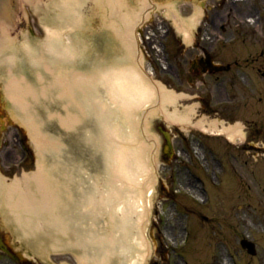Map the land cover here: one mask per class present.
<instances>
[{
    "label": "rangeland",
    "instance_id": "374dc122",
    "mask_svg": "<svg viewBox=\"0 0 264 264\" xmlns=\"http://www.w3.org/2000/svg\"><path fill=\"white\" fill-rule=\"evenodd\" d=\"M62 1L22 0L17 21L14 27L8 29L9 37L17 44L24 41L42 44L48 35L47 28L57 29L62 36V42L68 43L73 40L78 44L85 40L89 47L92 46L86 56L92 61L94 56L102 54L106 45L111 43L112 35H108V30H105V35L108 36L104 41L103 37L93 36V31H84L82 36L72 34L70 27L66 26L67 20L60 19L59 13L57 14L62 8L59 10L56 4H53ZM136 1L129 0L131 5ZM143 1L145 0L140 2ZM156 1L159 5L154 10L153 17L146 18L140 26L141 48L146 49L148 53V56L146 53L143 58L150 61L155 79L166 89L174 91L177 96L187 94L177 97L176 104L181 110L185 106L190 107L194 111L193 121L205 117L221 120L225 122L224 124L241 122L245 140L233 143L221 134L206 133L191 126L183 128L178 123L166 121L163 116L156 113L152 118L153 124L146 126L144 114L147 115L149 110L147 106L149 103L152 105V102L144 106L137 120V136L141 138L132 142H137L140 146H144L145 143L151 144L152 148L145 147L142 160L135 164L133 171L135 175L131 178L135 181L133 182L136 183V187L143 184L147 176L153 179V186L146 189V193L152 199L146 234L153 242L146 264H185L184 259L188 260L189 264H264V32H259L249 24L247 22L249 18L245 15L241 17L236 13L237 7L244 11L243 0H220V3L211 1L210 3L215 4L214 7L211 9L207 7L205 16L198 21L202 27L211 31L203 33L201 39L222 41L225 45L218 49L217 58L223 66H226V63L230 66L216 72L211 78L200 80L202 84L206 83L200 86L205 90H200L192 83L189 85L187 83L189 81H182L175 73L180 71L179 65L189 69L190 62L173 63L177 70L172 65V74L169 71H160L159 64L155 62L154 52L157 49L151 44L162 38L161 34L164 33L163 29L166 26L173 25L169 17L164 15V4L170 0ZM194 1L181 2L183 16L193 15L192 7L195 4L186 3ZM211 12L212 15L215 13L219 15L214 22L210 18ZM213 23L223 24L226 28L212 27ZM90 25L94 29L100 28L98 17ZM153 25L157 29L155 33L151 29ZM230 31L233 33V41L227 43L224 40L228 38ZM194 34L198 37L199 31ZM86 36H90L89 40ZM86 58H75L72 64L62 63L52 71L45 70L42 72V80L34 78L28 71L27 79L38 86L44 83L50 86L51 82L54 84V78L49 74L51 72L53 76L67 73V79L60 82L61 80L56 78L57 85L49 87L52 92L42 90L44 92L40 94L42 104L32 106L33 110H29V114L26 111L24 113L29 118L36 117L42 135L63 137L62 141L67 145L62 147L65 150L63 156L66 157L67 168L76 166L81 182L94 184L98 181L102 184L103 159L102 155L94 156L96 151L91 146V138H88L93 120L90 126L85 122L82 104V94L88 85L93 88V84L88 81L75 88L78 106L74 101L73 103L70 101L66 91L70 75L77 77L84 72L87 77L85 69L79 65L82 61L89 63ZM100 90L99 84L96 87L98 94ZM102 91L104 92L103 87ZM197 93L202 95L201 100L198 99ZM224 97L229 100L222 99L219 106L216 100ZM92 98L97 97L93 95ZM167 108L173 109L171 105ZM77 116L79 120L72 124L73 128L65 131L59 119L73 120ZM158 125L168 130L172 136L173 149L169 156L165 155L166 140ZM29 132L30 130L26 129L9 108L0 82V174L6 182L14 181L24 173L29 174L37 169V155ZM19 133L24 135L29 150L24 162ZM46 155L47 159L52 158L48 159L49 161H54L52 153L46 152ZM152 156L156 161L153 166L150 164ZM87 157H90L89 163L86 161ZM62 177L66 175L63 174ZM121 178H112L111 182L113 180L120 185ZM188 179L192 184L187 181ZM203 180L205 185L202 183ZM108 181L109 179L105 180V185H108ZM127 181L124 179L122 182L123 201L137 204L136 199L139 196L136 197L133 192L135 186L127 184ZM141 198L144 197L141 196L140 201ZM136 209L139 210V207ZM1 220L0 218V224ZM187 229H190V236L186 235ZM1 231L5 232L3 239L16 254L33 259L34 264H79L77 253L68 250L51 251L47 258L28 254L25 243L21 240V237L25 236L23 233L12 235L9 229L0 228V233ZM244 237L255 243V254L247 252L241 246L240 239ZM0 264L19 263L0 252Z\"/></svg>",
    "mask_w": 264,
    "mask_h": 264
},
{
    "label": "bare ground",
    "instance_id": "6f19581e",
    "mask_svg": "<svg viewBox=\"0 0 264 264\" xmlns=\"http://www.w3.org/2000/svg\"><path fill=\"white\" fill-rule=\"evenodd\" d=\"M140 1L137 0L133 5L129 0H63L61 3L53 2V4H56L59 10L62 8L57 14L59 13L60 19L67 20L66 26L70 27L74 35L82 36L84 31L94 29L90 23L98 17L100 24L98 29L113 32L118 38L121 55L127 56L132 53L133 46L137 50L136 28L142 23L140 21L149 18L159 5L156 0ZM180 1L166 2L164 15L169 17L186 39H190L189 30L197 22V15L201 9L195 6L191 18L182 17L178 12ZM85 3L87 5L84 6ZM1 28L3 30H0V82L5 95L15 107L13 114L30 130L29 135L37 151L36 171L24 173L22 177L11 182H6L0 175V218L3 223L8 228L18 229V233H23L25 236L19 237L34 245L33 250L40 256H46L45 251L52 246L75 251L79 264H146L153 248V242L146 234L152 204L146 189L153 186V179L147 176L145 182L136 187L131 173L135 164L142 160L145 147L151 149L152 145L145 143L144 146H140L139 143L132 142L141 138L137 136V120L141 114L139 110L154 96L156 106L150 103L147 106L151 115L157 112L168 122L178 123L183 128L194 126L204 132L223 134L232 142L244 140L242 123L224 124L217 119L205 117L192 121L193 110L190 107H183L182 110L178 108L177 97L172 90L166 89L161 82L154 79L149 81L137 66L119 67V62L116 60L111 66L112 69L106 72L105 53L94 56L96 62L92 64L86 58L92 46L89 47L85 40L78 44L73 40L65 43L62 42L59 30L47 28L48 35L42 44L29 41L17 44L7 39L6 27L1 26ZM103 36H105L104 32ZM82 57L89 62L79 63L88 72L87 77L84 72L77 77L69 74V87L68 90L64 89L68 91L70 101L72 103L74 101L78 106L75 88L82 86L84 82L90 83L94 79V82L98 81L93 83L91 94L96 97L99 95L102 100L105 98L107 105H97L98 99H93L88 93L89 95L83 100L84 120L95 118L104 125L108 119L111 120L112 132L103 127L94 133V141L101 152L104 145L105 147L113 145L114 153L104 158L103 166L108 177H122L119 179L120 185L113 180L105 187L103 184V188L98 181L94 184L81 182L76 166L67 168L66 157L63 156L65 150L62 149L67 145L62 141L63 137L58 135L53 138L42 135L36 117L29 118L24 113L26 111L29 114V110H33L32 106L42 104L43 100L40 98V94L44 93L42 90L52 92L49 87L56 86L58 79L61 80L60 82L67 79V73H62L60 76L54 74V77L51 72L49 74L54 78V84L51 82L50 86L45 83L38 86L30 82L24 72L29 71L34 78L42 80L43 71L48 72L49 69L52 71L62 63L72 64L75 58ZM69 60L71 62H64ZM140 61H142L141 57ZM124 78L130 81L135 79L144 81L142 85L138 84L144 87L142 93L147 92V96L143 104L138 102L141 106L139 109L138 104L133 101L134 96L114 98L110 94L108 86L119 85ZM99 84L100 94L96 91ZM109 104H113L112 108H107ZM169 105L173 107L172 110L167 108ZM144 117H146L143 119L144 125L148 126L149 115L144 114ZM78 120L79 116L73 120L59 119V122L70 130L73 128L72 124ZM118 123L122 126H118ZM46 152L53 154L54 161L48 160L52 158L47 159ZM151 160L150 164L153 166L156 162L155 157L152 156ZM63 174L66 177H62ZM124 179L128 180L127 184L135 186L133 192L136 197L139 196L136 199L137 204L123 201ZM187 181L192 184L189 179ZM141 196L144 197L141 198L142 201H140ZM138 207L139 210L136 209ZM104 222L105 226L102 228Z\"/></svg>",
    "mask_w": 264,
    "mask_h": 264
},
{
    "label": "water",
    "instance_id": "95a60500",
    "mask_svg": "<svg viewBox=\"0 0 264 264\" xmlns=\"http://www.w3.org/2000/svg\"><path fill=\"white\" fill-rule=\"evenodd\" d=\"M14 7L15 0H0V14H9ZM242 244L247 246L250 251L254 252V247L251 242L243 240Z\"/></svg>",
    "mask_w": 264,
    "mask_h": 264
},
{
    "label": "flooded vegetation",
    "instance_id": "af4514ba",
    "mask_svg": "<svg viewBox=\"0 0 264 264\" xmlns=\"http://www.w3.org/2000/svg\"><path fill=\"white\" fill-rule=\"evenodd\" d=\"M204 48H205V45H203V44H200V46H199V50L201 51V53H200V55H199V60H201L202 59V54H204L205 53V51H204ZM207 73H203V75L205 76Z\"/></svg>",
    "mask_w": 264,
    "mask_h": 264
}]
</instances>
